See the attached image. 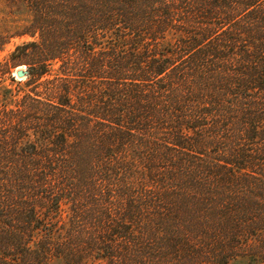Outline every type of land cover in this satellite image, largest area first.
<instances>
[{
  "label": "trees",
  "instance_id": "trees-1",
  "mask_svg": "<svg viewBox=\"0 0 264 264\" xmlns=\"http://www.w3.org/2000/svg\"><path fill=\"white\" fill-rule=\"evenodd\" d=\"M6 1L0 264L264 261V0Z\"/></svg>",
  "mask_w": 264,
  "mask_h": 264
},
{
  "label": "rangeland",
  "instance_id": "rangeland-1",
  "mask_svg": "<svg viewBox=\"0 0 264 264\" xmlns=\"http://www.w3.org/2000/svg\"><path fill=\"white\" fill-rule=\"evenodd\" d=\"M29 15L26 10H14L8 4L6 0H0V62L3 65V69L6 70V64L10 63L12 65L13 60L11 59V54L15 48L32 38L28 35L25 36H16L15 33L21 31V29L28 24ZM13 66V65H12ZM22 66L27 68L26 64H19L15 67H11V75L15 77L17 81H24L26 78H17L15 76L16 69ZM0 82L2 85L8 86L11 88L12 93L14 94V99L17 97H22L26 91H29V87L18 85L13 83L9 79V74L0 73ZM25 91V92H23ZM18 99V98H17ZM258 251V250H257ZM245 252L241 253L237 258L229 260L227 264H264V261L260 260L259 252ZM262 256H264L262 254ZM261 256V257H262ZM46 264H64V262L59 258H53L48 261ZM178 264H189L187 262H182ZM199 264H222L218 262V259H213L211 263L208 262H199Z\"/></svg>",
  "mask_w": 264,
  "mask_h": 264
},
{
  "label": "water",
  "instance_id": "water-1",
  "mask_svg": "<svg viewBox=\"0 0 264 264\" xmlns=\"http://www.w3.org/2000/svg\"><path fill=\"white\" fill-rule=\"evenodd\" d=\"M29 70L27 68L19 67L16 69L15 76L17 78H27Z\"/></svg>",
  "mask_w": 264,
  "mask_h": 264
},
{
  "label": "bare ground",
  "instance_id": "bare-ground-1",
  "mask_svg": "<svg viewBox=\"0 0 264 264\" xmlns=\"http://www.w3.org/2000/svg\"><path fill=\"white\" fill-rule=\"evenodd\" d=\"M20 67H22V66H20ZM19 68V67H18ZM21 79V78H20ZM23 79V78H22Z\"/></svg>",
  "mask_w": 264,
  "mask_h": 264
}]
</instances>
